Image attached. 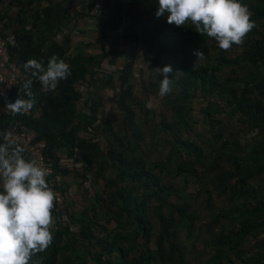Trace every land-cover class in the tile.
<instances>
[{
    "label": "trees",
    "instance_id": "trees-1",
    "mask_svg": "<svg viewBox=\"0 0 264 264\" xmlns=\"http://www.w3.org/2000/svg\"><path fill=\"white\" fill-rule=\"evenodd\" d=\"M4 1L8 11L3 18L14 26L17 39L13 57L21 63L42 60L46 67L56 56L69 64L71 75L48 93L30 76L33 108L3 119L1 127L17 121L33 130L45 144L44 155L55 174L69 178L64 188L75 178L93 187L101 184L84 208L68 214L67 226L57 222L54 207L53 242L45 252L34 255L30 264H189L176 234L182 224L193 231L199 221L197 212L183 191L165 179L197 183L207 196L209 212L214 208L207 187H216L220 196L228 198L229 214L217 212L211 224L227 220L236 227L222 229L212 243L208 262L199 259L197 264H264V0H240L248 6L256 26L236 55L221 50L214 39L202 36L190 23L170 25L167 12L157 17L158 0H79L75 19L83 18L94 5L100 6L106 18L97 23L93 43L70 51L55 40L64 22L58 12L67 0ZM43 1L47 5L42 7ZM121 25L120 39L148 55L137 74L139 90L160 97L163 76L155 69L166 65L172 68L173 88L161 97L157 111L141 107L136 112L138 93L120 91L112 107L121 114L120 121L113 113L105 115L96 131L92 128L96 114L88 100L82 99L80 86L86 77L90 85L100 81L95 61L105 56L106 35ZM108 80L104 77L102 85ZM19 96L27 99L23 85L11 91V103ZM196 101L199 110L194 113ZM224 123L228 129H236L239 123L250 138L246 142L225 140ZM195 125L206 126V134H200ZM144 130L152 133L150 150L164 157L151 161L138 150ZM79 133L91 135L90 139L99 137L102 146L97 140L80 139ZM207 134L214 140L209 144L210 157L216 154L209 169H205V146L199 143ZM57 154L80 164L81 171L68 176L59 170L61 155ZM212 172L211 180L204 177ZM259 237L254 250H243L245 241ZM209 249L206 246L205 251Z\"/></svg>",
    "mask_w": 264,
    "mask_h": 264
},
{
    "label": "clouds",
    "instance_id": "clouds-1",
    "mask_svg": "<svg viewBox=\"0 0 264 264\" xmlns=\"http://www.w3.org/2000/svg\"><path fill=\"white\" fill-rule=\"evenodd\" d=\"M157 17L168 13L167 23L182 27L191 24L202 36L214 39L227 52L233 45L244 43L255 28L252 13L240 0H158ZM135 48V47H134ZM136 52V50H135ZM198 58L204 54L197 52ZM41 85L44 93L54 92L61 80L71 75L63 59L52 56L44 66L42 60L31 59L24 66ZM163 76L159 96L165 97L172 88L170 65L155 69ZM33 79L23 84L24 96L5 109L13 117L29 112L35 104ZM24 147L4 136L0 143V264H30L37 253L45 252L52 244L55 218L52 215L56 194L46 180L48 170L35 160H25ZM59 180V177H57Z\"/></svg>",
    "mask_w": 264,
    "mask_h": 264
},
{
    "label": "rangeland",
    "instance_id": "rangeland-1",
    "mask_svg": "<svg viewBox=\"0 0 264 264\" xmlns=\"http://www.w3.org/2000/svg\"><path fill=\"white\" fill-rule=\"evenodd\" d=\"M49 2H55L57 3V0H48ZM79 2V0H77ZM42 7L47 5V1H43L41 4ZM14 13H15V9ZM5 11H8L7 5L5 6ZM242 45L239 47H232L229 50V53L231 55H236L241 53ZM159 81V80H158ZM173 88V87H172ZM138 93L137 97V107H135V111L139 112L141 107H144L147 110H159L160 104H161V97H154L152 94H149L147 92H141L139 88L135 91ZM201 101V99L199 100ZM194 113H196L199 110L198 101L194 104ZM165 111V110H164ZM112 113V112H111ZM113 115V114H112ZM110 115V116H112ZM116 120L120 121L121 114L115 112ZM138 116V114L136 115ZM231 119V118H230ZM116 121V122H117ZM117 124H119L117 122ZM225 124L224 129V139H228L231 141V139L236 138L239 142H246L250 138L249 134L246 135L243 131H241V125L235 124L236 129H228L229 125L227 123ZM149 127L152 129V124H149ZM199 125H195L193 128H197V131L200 134H206L208 128L206 126L199 127ZM152 133H148L147 130H144L143 133H140V138H143V141L140 142L138 150L141 151L142 154H145L148 156L151 161L154 159H159L164 156H162L160 153H154L150 150L151 142L150 137ZM192 134L190 135V137ZM100 139V138H99ZM99 146H102V139L96 141ZM211 142H214V140L211 139V137L207 134L206 137H201L199 140V143L202 144L201 146H205V156L207 157V161L205 162V169H209L211 165L212 159L216 160V154L212 153L210 157V150L209 144ZM220 144L216 145V148H219ZM209 148V149H208ZM162 162H165L163 160ZM223 169V167H222ZM215 173H205L204 177L206 176L207 179L211 180L213 178ZM201 176V175H200ZM202 177V176H201ZM201 181L203 180L200 178ZM205 182V180H204ZM165 183L167 184H173V187H177L179 190L183 191L182 196L186 198V202L191 206L192 209H194L197 213V220L193 227L192 232H188L186 230V227L184 224L179 228L177 234H176V243H178L181 246V249L184 251L185 257L189 264H197L199 259L202 260V262H208L209 258L211 257L212 253V243L216 240V237L218 234L222 231V229L230 230L234 227H236L235 224L227 221V220H221L218 224H211V219L214 221V217H216L217 212L221 213L224 216H227L229 214V203L228 198L224 196H220V192L215 190L213 186L207 187V190H209V195L212 198L211 204L213 205V212L208 210L206 208V194L201 191V187L195 183L191 182L188 185H184L182 182H174L165 179ZM258 183V182H257ZM100 182L97 184L96 187H93L92 185H89L86 183V188L84 183H80V181L75 178L71 184L70 187L72 188V196H74V200L70 202V208L72 212L80 211L84 206L87 204V201L90 200L91 196L97 192V190L100 187ZM204 189V188H203ZM90 191V192H88ZM92 191V192H91ZM95 191V192H94ZM222 211V212H221ZM153 225L155 227V224L153 222ZM112 225H109V228H111ZM261 239V237L257 238V240L249 239L248 241H245L243 244V250L246 251H252L254 250L255 243L258 242ZM207 247H211L209 251H205Z\"/></svg>",
    "mask_w": 264,
    "mask_h": 264
},
{
    "label": "built area",
    "instance_id": "built-area-1",
    "mask_svg": "<svg viewBox=\"0 0 264 264\" xmlns=\"http://www.w3.org/2000/svg\"><path fill=\"white\" fill-rule=\"evenodd\" d=\"M6 3L4 0L0 1V123L3 119L9 118L11 113L5 109L7 103H11V91L22 86L27 79L30 77V70H25L23 67L25 63L19 62L14 58V48L17 46L16 35L13 31L14 26L8 23L7 18H3L5 11ZM100 14V6L94 5L89 8L86 12V15L83 17L85 20H91L94 17H97ZM112 32V31H111ZM123 32V26L117 27L113 31V35L120 37ZM56 40V39H55ZM57 41V40H56ZM58 42V41H57ZM139 48V46L137 47ZM137 48L136 50V62L138 67H143L145 65L148 55L143 56L141 51ZM135 77L138 75L135 73ZM81 103L78 104L80 107ZM80 105V106H79ZM87 134V133H86ZM8 135L9 140L16 144L24 147L25 152L23 156L25 160L32 161L35 160L40 166L48 170V176L46 177L49 186L52 188L56 194L54 200L55 212L57 214L56 220L60 225H68V214L71 212L70 202L75 198L72 196L71 187L65 186V179L68 177H61L58 174H55L54 167L52 162L47 159L44 155L45 144L37 140V134L27 128L26 126L20 124L17 121H12L7 127H1L0 125V143H4V136ZM89 135V134H88ZM90 136V135H89ZM89 138H83V140H95ZM61 155V156H60ZM59 158L58 167L59 170L64 171L69 175H74L81 171V165L75 163L68 159L65 154H57ZM59 177V180H57ZM68 184V183H66ZM85 184V188L86 183ZM89 184V183H87ZM66 189V190H65ZM2 191V187H0ZM90 192V191H88ZM55 230V228H53Z\"/></svg>",
    "mask_w": 264,
    "mask_h": 264
},
{
    "label": "crops",
    "instance_id": "crops-1",
    "mask_svg": "<svg viewBox=\"0 0 264 264\" xmlns=\"http://www.w3.org/2000/svg\"><path fill=\"white\" fill-rule=\"evenodd\" d=\"M57 2H64V0H57ZM76 3L77 0H67L64 2L60 12H58L64 22L61 24L56 40L58 43L65 44L68 51L81 44L93 43L97 34V23L106 18V13L104 12L103 15L100 13L89 21L84 18L75 19L74 13L78 9ZM104 48L105 56L104 58L96 59L94 68L96 77L100 81L96 82L95 85H90L88 77H86L85 82L81 83L80 86L82 99L88 100V106L96 114V121L92 124V128L96 131L100 130L99 121L105 115L111 112L115 114L116 111L112 109L114 97L120 91L133 93L137 90L138 76L135 77L134 74H138L139 69H143V67H138L137 65L134 45L122 41L120 37L114 36L113 31L106 35ZM93 50L96 54L99 53L96 48ZM104 77L109 78L106 86H103L101 82ZM78 136L83 139L89 138L91 135L79 133ZM98 139L99 137L95 138V140ZM64 182L65 184L69 183V178L65 179Z\"/></svg>",
    "mask_w": 264,
    "mask_h": 264
}]
</instances>
